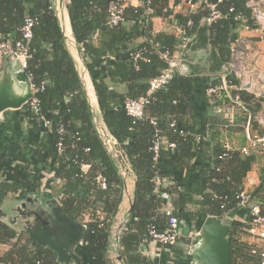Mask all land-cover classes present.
<instances>
[{
  "label": "trees",
  "instance_id": "obj_1",
  "mask_svg": "<svg viewBox=\"0 0 264 264\" xmlns=\"http://www.w3.org/2000/svg\"><path fill=\"white\" fill-rule=\"evenodd\" d=\"M65 1L71 35L90 77L99 115L118 141L119 162L135 177L127 230L118 241L124 264H150L139 252V246L152 242L151 227L158 232L166 231L170 217L177 218L180 227L200 231L207 217L224 220L227 214L240 215L244 220V223L225 220L230 226L227 235L230 264H261V250L246 241L250 217L237 206V196L244 189L246 174L254 166L259 182L251 196L264 212V152L243 155L233 146L231 151L225 150L224 135L232 129H223L225 122L214 113L206 94L210 85L217 83L216 79L183 54L186 72L173 76L165 90L153 95L143 120H132L124 110L126 100L144 97L149 80L167 68L160 55L166 52L172 55L177 50L178 37L155 32L154 18L174 19L183 36L189 38L195 36L202 21L211 14L210 5H214L220 18L208 24L206 35L226 68L230 60L229 44L237 37L241 25L236 18L252 25L246 0H193L198 7L187 8L185 14L174 13L169 0H139L137 7H124L123 21L115 26L107 24V9L111 2L121 0ZM180 2L174 0L173 6ZM26 19L33 21L26 72L34 87L43 86L34 95L38 111L26 104L24 114L31 125H36L43 141L36 149L13 150L7 157L0 153V174L4 175L0 180V205L9 196H20L23 203L31 198L39 203L37 207L47 206V212L54 211L50 219L39 216L46 219L44 223L55 219L62 230L57 235L35 238L1 221L4 214L0 210V244L10 245L0 262L111 264L108 260L111 230L124 178L118 161L106 153L94 130V115L53 0H0V41L20 40L19 29ZM239 98L251 115L260 111L261 101L244 92L239 93ZM40 117L50 122L49 129L42 126ZM151 119L156 126L150 123ZM244 121L242 117L237 120ZM251 122L252 128L263 136L264 130ZM172 123L174 126L170 127ZM155 129L163 139L156 161L151 150ZM196 136L200 137L199 142ZM58 143L62 144L61 152ZM170 143L175 144L174 149H169ZM205 148L211 149L210 160L202 169L201 155ZM83 165L89 167L83 170ZM183 171L188 177L186 184L180 185L176 175ZM48 174L52 178L45 185L53 197L45 198L42 179ZM98 176L106 180V190L98 187ZM155 179L160 182L158 186ZM165 195L172 208L170 213L162 209ZM87 211L88 221L83 222L82 216Z\"/></svg>",
  "mask_w": 264,
  "mask_h": 264
},
{
  "label": "built area",
  "instance_id": "obj_2",
  "mask_svg": "<svg viewBox=\"0 0 264 264\" xmlns=\"http://www.w3.org/2000/svg\"><path fill=\"white\" fill-rule=\"evenodd\" d=\"M185 3V6L189 10H194L198 7V3L193 0H180ZM180 2V3H181ZM126 5L137 7L140 5L139 0H121L117 2H111L108 6V20L109 26H115L123 21V9ZM246 7L251 13L252 25H249L246 20L236 18L237 21H241V25L237 29V37L230 42V60L226 68L220 73L208 74L213 76L217 83L210 85L206 94L209 98V103L212 105L213 111L216 115L223 118L225 124L223 129L241 128L243 133L242 144L237 148L243 155H257L264 152V135L260 136L257 131L252 128V120L264 130V0H246ZM211 14L205 20L202 21V26L212 23L214 20L220 18V14L214 10L215 6L210 5ZM58 9H56L57 11ZM60 25L64 30V36L67 41L69 49H76L80 55L75 42L71 35L67 34L60 13H57ZM33 21L26 19L24 25L19 29L21 39L17 41L3 40L0 41V72L2 71L3 62L12 61L18 64L20 71L27 69L28 45L32 38L31 28ZM177 37L179 43L176 47V52L172 55L163 53L160 55L161 59L167 63V68L164 69L157 77L152 78L148 82V91L144 97L139 99H128L124 103V110L126 114L134 121H141L145 117V108L154 100L153 95L160 90H165L173 78V76L186 72V66L184 65V59H182V52L184 51L187 43L194 37H184L181 29L176 26ZM137 56H135L136 58ZM225 71V72H223ZM79 77L84 86L88 77V73L85 68L79 70ZM28 81L30 82V90L32 98L27 102L34 112L38 111V102L34 97L38 90L31 83V77L26 72ZM244 92L255 100L261 101V109L254 116L249 113L244 103L239 98V93ZM244 118L245 121L238 123V118ZM42 126L44 128H50V122L40 117ZM153 126H156L154 119L150 120ZM94 130L100 140L106 153L114 160L118 161L117 166L120 170L121 176L126 178L129 175V169L125 164L119 162L120 151L118 150V141L108 131L101 117L93 118ZM174 124H170L173 127ZM62 130H59L61 133ZM182 134V132H181ZM162 138L159 135V131L155 129L152 139V152L154 154L153 160L156 161L158 157V151L162 144ZM196 141H200V137L196 136ZM223 146L226 151H231L232 147L227 138H224ZM169 149H174L175 144L170 143ZM57 149L62 151V144L58 143ZM88 152V149L85 150ZM226 154L223 155L225 157ZM89 166L83 165L82 169L85 170ZM52 176V174H51ZM155 185L160 184L158 179H155ZM96 183L101 190H106V180L98 176ZM44 186L42 190L44 191ZM239 209H245L247 216L250 217L249 229L247 233L260 246L261 264H264V212L258 202L253 200L251 193L243 189L237 196ZM89 218L88 211L82 216L83 222H87ZM224 220L232 221L230 215H225ZM129 218L122 221L119 225L114 222L111 230V243L116 242L118 244L121 234L127 230V224ZM169 228L166 231L158 232L151 227L149 229V236L152 242L157 243L162 247H171L175 245L178 238L182 235L180 222L175 217L168 219ZM199 232L195 233L197 235ZM118 247V246H117ZM256 252L255 250L253 253Z\"/></svg>",
  "mask_w": 264,
  "mask_h": 264
},
{
  "label": "crops",
  "instance_id": "obj_3",
  "mask_svg": "<svg viewBox=\"0 0 264 264\" xmlns=\"http://www.w3.org/2000/svg\"><path fill=\"white\" fill-rule=\"evenodd\" d=\"M59 1L60 0H55L54 2L53 0L55 8H56V4L59 3ZM169 1H170V8L174 11V13H181V14L187 13V7L185 6L184 2H181L178 6H173L174 0H169ZM62 3L64 6H62V11H61L62 13L60 12V17L66 33L71 35L68 15L65 8L66 1L62 0ZM152 23L155 32L163 31L177 36V34H175L174 31L170 32L164 29V27H168L169 25H177V22L174 19L169 18L166 20H162L160 18H154L152 20ZM69 51L76 62V67L78 72L82 68H85L77 50L69 49ZM182 54H186V53H184L183 51ZM187 55L189 59L190 58L192 59L193 63L197 64V62L199 61V56L193 54H187ZM5 70L7 72H10L13 77L18 71H20L18 64L12 61L3 62L1 73H3ZM16 86L18 87L19 91H23L25 87V85L17 82H16ZM85 89L86 92L89 94L88 100L90 105L93 107L95 111H98L97 100L93 91V87L89 75L86 80ZM25 105H23L20 109L17 110H6L0 113V153L4 154L6 157L8 155L9 156L12 155L13 150L36 149L37 144H40L43 141L42 135L37 133L36 125H31L28 122V119L24 114ZM224 138H227L229 140L231 147L233 146L235 148H238L241 145L239 143L241 142L240 140L243 139L242 129L241 128H238L236 130L233 129L231 133L229 134L226 133L224 135ZM210 152L211 149L209 148H205L202 152L201 155V164L203 166L202 169H204V167L207 166V164L209 163ZM11 167H13V163ZM8 173H6L7 176L9 175ZM3 177L4 175L0 174V180L3 179ZM186 177H188L186 171L177 174L176 179H178L179 181L178 184L180 185L186 184V179H187ZM51 178H52L51 174H48L46 175V177L42 179V187L44 186L45 188L43 191L45 193V198L53 197L51 190L47 188L45 185L47 180H50ZM123 180H124V187L122 190L121 202L119 204L118 212L115 218V221L118 225L125 219H128V211L133 196L135 177L132 174H129ZM258 182L259 181H258L257 170L253 166V168L246 174L244 180V189L251 193L254 190V188L258 185ZM48 183L52 184V182L51 183L48 182ZM19 197L20 196L18 197L9 196V198L0 205V210L4 214V216L1 218V221L8 224L12 228L16 229V231L18 232L25 231L28 234L32 232L33 233L32 236L35 238L38 237L39 235L41 238H46V236H44L45 234H43L41 230L43 227L48 226V224L47 223L40 224L38 222V219L42 217V215H45L47 216L48 219H50L51 218L50 214H53L54 211L53 213L47 212V209L45 208L47 206H43L41 208L37 207L39 203L37 204L36 201L33 202L31 198H27L26 202L23 203L22 201L19 200ZM164 198L166 199V201L162 209L163 211L170 213L172 212V208L169 204V198L167 195H165ZM28 199H30L31 201L30 200L28 201ZM32 203L35 206H31ZM231 217L232 220L234 219V217L239 218L240 223H244L243 217L240 215H233ZM43 220L46 221V219L44 218ZM48 223L49 225H52L53 221L50 220V222ZM181 231H182V235L180 236L181 237L180 240L177 241L172 248L162 247L157 243L149 242L147 244L140 245L139 252L141 253V255L149 259L150 264H190V255H189L190 243L195 236L194 234L199 231H194V230L189 231V229L185 226L181 227ZM246 241L254 246L255 245L260 246L259 243H256V241H254L250 237L246 238ZM9 247H10L9 243L0 244V258L9 250ZM118 255H119V245L116 242L110 243V249L108 250V260L110 261L111 264H124L122 258L121 261H118L117 259ZM0 264L3 263L0 262Z\"/></svg>",
  "mask_w": 264,
  "mask_h": 264
},
{
  "label": "water",
  "instance_id": "obj_4",
  "mask_svg": "<svg viewBox=\"0 0 264 264\" xmlns=\"http://www.w3.org/2000/svg\"><path fill=\"white\" fill-rule=\"evenodd\" d=\"M59 4L63 6L62 0L59 1ZM208 28V25L198 28L195 36L187 43L184 53L197 56L204 55L209 62L206 69L207 73H220L223 66L209 44L206 35ZM16 82L25 85L23 91H19ZM86 95L88 98L89 94L87 92ZM31 98L30 82L25 71H18L14 77L6 70L3 73L0 72V113L6 110L20 109ZM90 107L94 117L100 118L99 110L95 111L91 105ZM229 228L230 226L225 220L215 216L207 217L202 222L199 233L194 236L190 243V264H230L229 242L227 239ZM32 234L30 232L29 235L32 236ZM117 259L121 261L120 255Z\"/></svg>",
  "mask_w": 264,
  "mask_h": 264
},
{
  "label": "rangeland",
  "instance_id": "obj_5",
  "mask_svg": "<svg viewBox=\"0 0 264 264\" xmlns=\"http://www.w3.org/2000/svg\"><path fill=\"white\" fill-rule=\"evenodd\" d=\"M55 2V0H54ZM56 4V3H55ZM64 6V5H63ZM56 9L57 13H60L62 11V6H60L59 3L56 4ZM62 13V12H61ZM168 26V25H167ZM177 25H169L168 27H164V29H166L167 31L173 32L175 34H177V29H176ZM72 50V49H71ZM198 66L200 68L206 69V67L208 66V60L207 58L201 54V56H199V61L197 62ZM233 221L235 222H240L239 218L234 217ZM246 225V224H245ZM45 226V225H44ZM62 230V228H60L57 223L56 220H53V224L52 225H48L42 228V233L45 235H57L60 231ZM246 236V235H245ZM249 236H247L248 238ZM40 238V235L37 237Z\"/></svg>",
  "mask_w": 264,
  "mask_h": 264
},
{
  "label": "flooded vegetation",
  "instance_id": "obj_6",
  "mask_svg": "<svg viewBox=\"0 0 264 264\" xmlns=\"http://www.w3.org/2000/svg\"><path fill=\"white\" fill-rule=\"evenodd\" d=\"M192 57V56H191ZM38 222L41 224L43 220L41 218L38 219Z\"/></svg>",
  "mask_w": 264,
  "mask_h": 264
}]
</instances>
